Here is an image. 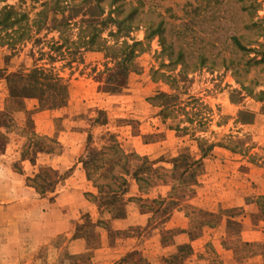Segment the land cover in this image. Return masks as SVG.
I'll return each instance as SVG.
<instances>
[{
	"label": "rangeland",
	"instance_id": "1",
	"mask_svg": "<svg viewBox=\"0 0 264 264\" xmlns=\"http://www.w3.org/2000/svg\"><path fill=\"white\" fill-rule=\"evenodd\" d=\"M44 1L0 0V8L11 4L29 15L19 32L7 30L22 41L13 49L0 44V152L10 148L21 171L16 152L45 162L27 180L35 195L19 204L31 215L29 230L35 219L43 227L55 223L66 206L73 205L77 217L72 230L56 236L27 233L24 264H264V59L255 62L264 54V36L247 27L264 18V0L252 15L243 9L252 0ZM96 26L95 44L84 43ZM7 32L0 34L11 38ZM234 35L248 46L259 40L262 53L239 50ZM123 41L144 42L128 75L121 55H113ZM180 52L185 66L176 62ZM36 67L61 78L67 97L51 99L58 93L33 87L29 73ZM62 153L83 163L89 181L83 187L63 191L72 170L56 177L52 166ZM196 189L201 195L190 203ZM186 199L191 229L202 221L212 227L193 254L189 244L178 245L193 235L166 224ZM226 214L259 225L260 241L236 255L227 250L220 226ZM114 216L128 220L116 230ZM127 237L139 247L134 254L119 259L114 249L97 251L104 243L123 245ZM5 253L1 248L0 264Z\"/></svg>",
	"mask_w": 264,
	"mask_h": 264
},
{
	"label": "crops",
	"instance_id": "2",
	"mask_svg": "<svg viewBox=\"0 0 264 264\" xmlns=\"http://www.w3.org/2000/svg\"><path fill=\"white\" fill-rule=\"evenodd\" d=\"M39 114V113H38ZM36 114L34 117L35 119H38L39 115ZM40 131V130H38ZM69 145H72L71 143H68ZM73 153H76L71 150ZM18 154V158L21 159V165L23 167V171L20 169H16L14 165V161L12 160V152H10V148H7L6 151L0 152V181L4 182V190L3 193L4 196L0 195V202H9L11 205H4L0 207L2 208V211H0V233L3 234L2 238H4V241H0V249L3 248L6 253L4 254L5 260L4 264H24V249H26V241H25V235L27 233H34V234H42L45 232H50L52 235L56 236L57 234L68 232L72 230L73 225L75 224L76 220V211L73 205L66 206L63 209H61V214L58 216L57 221L55 223H50V226L43 227L42 221H37L35 219L34 221V227L30 230L27 228L28 225L32 226V218L30 214H25L24 211H20L21 207L19 206L20 202H24L27 199H30L33 197V194L35 195L36 190L33 186L28 185V177H34L36 176L39 169L42 168L44 161H40L39 159L37 162L32 161L31 159H24L22 157L21 151L16 152V155ZM39 155H48L50 158V154L45 151H41ZM71 154L69 153H62L58 155L55 159V163H52V166L54 167L57 174L60 173H66L67 171L72 170L71 174L64 179V190L67 191L70 189L71 186L75 187H83L84 184H86L88 181L86 172L83 173L84 165L83 163H78V161L72 160V162H69V159ZM196 159L201 158V154L199 156H194ZM3 159V160H2ZM79 178V185H77L78 181L76 179ZM132 186L135 181H131ZM71 185V186H70ZM70 192V191H69ZM194 194V198L190 200V203H193L196 199L200 197V193H198V189H196ZM30 196H27V195ZM136 194H128V199L130 197H133ZM159 197H162L163 199L166 196H157L156 199ZM64 198H67V193L61 194L59 196H56L55 199L52 200L53 206L60 205V202ZM187 199L180 205L178 209H175L172 213L168 215V220L166 221V224H168V228L171 229H177L180 231L181 235L185 234H191L193 235L191 241L189 242H178V245H185L186 243L190 245V250H193L197 253L201 246H199L198 241L202 238H204V232L207 228H212L211 223L209 222H201V227H198L196 231H193L191 229L192 220L193 217L190 215L185 208H183L184 204L187 203ZM15 204V205H14ZM12 206H17L18 211L11 212ZM232 206V205H231ZM11 209V210H10ZM65 209V210H64ZM207 212H210L209 210H206ZM26 212V211H25ZM48 214V212H46ZM215 212H213L214 214ZM29 216V221L26 220V217ZM43 216V213L41 214H35V217H38L41 219ZM249 218V217H248ZM39 220V219H38ZM128 219L126 216H114L112 218V224H114L116 230L119 228H116V224L122 223L127 221ZM196 220V219H195ZM194 221V220H193ZM251 221V220H250ZM247 218H244V222L242 219H237V217L233 214H226L222 218V225L224 228V235L225 241H226V249L232 251L235 255L244 246H247L248 244L255 243L256 241H260V234L262 233V230L259 231V225L256 223H251ZM252 224V225H250ZM238 226L239 230H234L235 227ZM49 227V228H48ZM252 235V237H246L247 235ZM180 235V236H181ZM133 238L127 237L124 241V244H120L117 246H112L108 243H104L102 247L97 249V251H104V250H111L114 249L115 251H118L121 253L119 256V259L122 257L128 256L129 254H134L139 250L138 246H134L131 244H128V240H132ZM210 239V238H209ZM123 241V239H121ZM164 243V242H163ZM181 243V244H180ZM208 243V241L206 242ZM168 244V243H164ZM84 249L87 248V243L83 246ZM195 255V253H194ZM190 255L186 256L185 259H188ZM168 254H165L162 256L163 261H168ZM183 258V257H181ZM184 259V260H185ZM151 260V259H150ZM135 264V263H134Z\"/></svg>",
	"mask_w": 264,
	"mask_h": 264
},
{
	"label": "trees",
	"instance_id": "3",
	"mask_svg": "<svg viewBox=\"0 0 264 264\" xmlns=\"http://www.w3.org/2000/svg\"><path fill=\"white\" fill-rule=\"evenodd\" d=\"M47 0H45L43 2V5L47 4ZM249 15H252L254 12L258 11L260 9V5L258 3V0H252L249 4H247L246 6H244V8ZM44 10H41L37 13L38 16H40L41 14H43ZM25 19H29V15L25 12H21L15 5H11V4H5L4 6H2L0 8V32L2 31H6L8 29H12L13 32L17 33L19 32V28L21 27L22 22ZM33 23H36V20L34 19ZM18 26L17 29H15V27ZM247 27L249 29H251V31L256 32V34H258V36H264V18L263 19H258L256 21H252L249 22L247 24ZM94 30H96V32L86 41H84V43L87 44H95L96 42V36H98L100 28H98L97 26L94 27ZM8 35V38L6 39L7 36H3L0 34V44L1 45H8L9 47H11L12 49L17 45L18 42L22 41V36L21 38H16V37H12L14 35L9 34L8 32L6 33ZM233 43L234 45L241 51L243 52H254L256 54H261L262 51L260 50L262 43L259 42V40H250V42L252 43V45L254 46H248L247 44L243 43L241 41V38L237 35H234L232 37ZM165 44V42H163ZM100 46H98L99 48L103 49H116V47H111L108 46L106 43H100ZM144 45V42L142 41H134L132 44H129L127 41H123L121 47L119 48V50H117L116 53H114L113 55L116 57H119L118 55H121V61L120 63L123 65V72L125 73V75L129 74L128 70L131 68L129 67V62L134 58L135 54H136V50L137 48L141 47ZM165 47H164V52H165ZM264 59V54L262 55V59L261 60H255L256 63H259L261 61H263ZM226 60V59H225ZM176 62H180L182 65L185 66V54L183 52H180L177 56ZM230 63H234L232 60H230ZM31 74V78L33 79L34 83L36 84L33 87H37L39 89H43L45 92L46 91H50L53 90L56 93H58L57 95H53L51 94L50 96H48L51 99H55V98H60V99H64L67 97V93L66 91L68 90V85L64 82H62V79L57 77V76H52L47 74L43 68H39L36 67L33 70L30 71ZM27 88V87H26ZM54 93V92H53ZM167 95V94H166ZM164 95V97L166 96ZM121 150V149H120ZM122 151V150H121ZM136 156V153H133L131 156ZM206 155V153L203 155V157ZM126 156H128V154H126ZM130 158V156H129ZM193 163H199L200 159H196L194 157H192ZM177 167V164L175 165ZM47 169V168H46ZM86 170H87V174L88 176H90L89 170H88V166L86 163ZM55 172V176L57 177V172L54 170ZM38 191L40 193H44V187H37ZM157 201V200H155ZM159 201V200H158ZM163 201V200H162Z\"/></svg>",
	"mask_w": 264,
	"mask_h": 264
}]
</instances>
